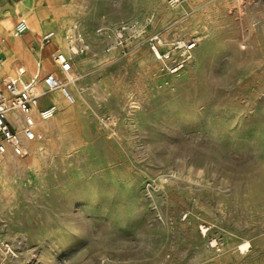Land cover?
I'll use <instances>...</instances> for the list:
<instances>
[{
	"label": "rangeland",
	"instance_id": "rangeland-1",
	"mask_svg": "<svg viewBox=\"0 0 264 264\" xmlns=\"http://www.w3.org/2000/svg\"><path fill=\"white\" fill-rule=\"evenodd\" d=\"M259 1H205L200 27L163 33L123 0L126 17L95 30L100 51L79 31L77 55L100 56L107 78L91 81L84 116L39 130L0 166V264H264ZM121 23L137 26L114 47Z\"/></svg>",
	"mask_w": 264,
	"mask_h": 264
},
{
	"label": "crops",
	"instance_id": "crops-1",
	"mask_svg": "<svg viewBox=\"0 0 264 264\" xmlns=\"http://www.w3.org/2000/svg\"><path fill=\"white\" fill-rule=\"evenodd\" d=\"M96 1L99 0H0V57L3 58L0 65V88L15 75L16 69L20 66L26 69L24 76L26 79L40 70L42 74L53 72L66 80V73L54 62L53 57L59 53L66 54L67 36L74 25L78 26L79 31L90 32L89 40L93 49L98 51L101 40L99 34L95 33L96 28L103 27V23L113 25L114 12L117 14L116 22L126 16L123 0L122 2L117 0L115 5L108 7ZM183 1L184 15L177 8L170 6L166 0H133L134 11L130 15L147 17V22L152 21V26L153 22H157V26L160 23L159 30L163 33L176 31L178 26L186 22L189 29L200 27L196 17L202 16L203 4L209 0ZM259 3L264 4V0H260ZM185 7L189 11L185 10ZM22 17L26 18L29 28L22 34H15V25ZM77 20L81 22L83 29ZM45 35H50V39L44 41ZM99 57L93 52L68 57L71 59V71L77 76L76 81L69 84V89L75 101L80 99L82 103L78 107L68 103L59 91L43 96L36 109L56 103L59 113L53 123H47L40 129L44 134L57 120L75 119L78 116L80 118L88 111L85 98L91 94V81L100 79L102 83L107 78L105 69L107 63L99 62ZM54 116L52 118H55Z\"/></svg>",
	"mask_w": 264,
	"mask_h": 264
},
{
	"label": "built area",
	"instance_id": "built-area-1",
	"mask_svg": "<svg viewBox=\"0 0 264 264\" xmlns=\"http://www.w3.org/2000/svg\"><path fill=\"white\" fill-rule=\"evenodd\" d=\"M170 6L174 8L181 7L183 0H167ZM137 26L135 23H121L116 30L115 46H123L126 42V33L134 30ZM29 28L26 18L22 17L14 28L15 34H22ZM100 34L103 27L97 29ZM71 45L73 54L83 53L88 48L84 38L79 32L77 25H74L67 36ZM50 39V35L44 36V41ZM154 53L160 58L163 57L157 46L161 39L158 34L150 35L147 39ZM195 46V41L183 44L182 59L173 60L170 71L177 72L184 66L185 61L189 58L188 52ZM111 47L107 48L110 50ZM166 57L169 56L164 55ZM55 63L59 64L66 73V81L62 80L53 72L42 74L37 70L34 75L26 79V69L20 66L16 69L15 75L4 83L0 88V154L12 152L17 156H25L28 153L26 147L27 141H33L36 138L35 121L32 116L34 108L39 107L40 100L43 96L59 91L70 104L75 103V97L69 89V84L77 79V76L71 71V59L64 57L63 54H57L53 57ZM3 58L0 57V65ZM40 66V65H39ZM38 115L43 119H49L58 112L56 103H51L44 108H38ZM21 116L22 118H18ZM16 119L17 121H12Z\"/></svg>",
	"mask_w": 264,
	"mask_h": 264
},
{
	"label": "bare ground",
	"instance_id": "bare-ground-1",
	"mask_svg": "<svg viewBox=\"0 0 264 264\" xmlns=\"http://www.w3.org/2000/svg\"><path fill=\"white\" fill-rule=\"evenodd\" d=\"M32 116H33L34 121H35V130H36L37 134H39V130L43 126H45L47 123H53L55 121V119H56V117L55 118H52L51 117L52 119L51 118H49V119H43V118H41L38 115L36 108H34V111L32 112ZM18 118H20V117H18ZM13 120H14V122L17 121L16 119H13ZM30 142L31 141H27L26 142V145L29 146V148L31 150H33ZM31 153L33 154V151ZM17 160H18V156L17 155H14V153H12V152H7L5 154H0V166L3 165V164H6V163H9V164L15 163V161H17Z\"/></svg>",
	"mask_w": 264,
	"mask_h": 264
},
{
	"label": "snow or ice",
	"instance_id": "snow-or-ice-1",
	"mask_svg": "<svg viewBox=\"0 0 264 264\" xmlns=\"http://www.w3.org/2000/svg\"><path fill=\"white\" fill-rule=\"evenodd\" d=\"M246 247V246H245Z\"/></svg>",
	"mask_w": 264,
	"mask_h": 264
}]
</instances>
